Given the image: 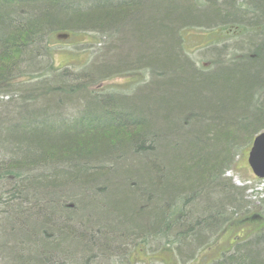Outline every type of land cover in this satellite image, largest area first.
Wrapping results in <instances>:
<instances>
[{
    "label": "trees",
    "instance_id": "trees-1",
    "mask_svg": "<svg viewBox=\"0 0 264 264\" xmlns=\"http://www.w3.org/2000/svg\"><path fill=\"white\" fill-rule=\"evenodd\" d=\"M138 1L0 0V88L15 85L49 51L54 32L62 39L107 36L104 58L115 52L82 75L54 74L50 65L44 76H28L41 85L26 90L14 109L28 118L0 120V181L7 185L0 237L11 250L29 248L28 255L1 257L2 264H86V255L101 252L112 262L149 252L154 241L167 243L172 255L176 244L200 251L231 228L262 221L264 212L246 211L245 190L226 173L264 132V3L248 15L208 0ZM230 15L252 26L230 34L238 39L263 28L241 48L249 54L222 63L219 53L211 69L197 66L182 33L226 28L229 23L194 20ZM126 33L130 39L122 38ZM132 41L140 45L136 53ZM125 44L126 53L116 55ZM126 63L136 67L120 71ZM108 69L113 73L105 76ZM139 73L150 80L134 88L147 89L137 104L126 105L121 99L131 95L101 85ZM78 99H90L91 107ZM37 101L41 106L32 108ZM69 109L80 112L72 121L59 119ZM251 229L232 243L229 256L211 264H264V226ZM120 242L129 244L122 249Z\"/></svg>",
    "mask_w": 264,
    "mask_h": 264
},
{
    "label": "rangeland",
    "instance_id": "rangeland-1",
    "mask_svg": "<svg viewBox=\"0 0 264 264\" xmlns=\"http://www.w3.org/2000/svg\"><path fill=\"white\" fill-rule=\"evenodd\" d=\"M77 2V1H76ZM138 3H142L141 0L138 1ZM148 3L145 1L143 4ZM247 9L246 11L253 12L254 8H244ZM207 16L211 15L210 11H207ZM220 20L214 21V18L211 16L209 18L205 17H198L195 18V22H199L203 25H219L223 27L224 24L221 22L229 23V26L226 28H216L212 31H197V30H189L182 33V37L185 38V46L187 55L192 58L197 66L204 67L205 69H211L213 67L212 64H214L213 57L218 56L219 53H223L220 55L221 62L224 63L230 59V57H233L235 55H244L249 54L248 51H245L244 49H241L242 47L248 48V41L246 40L249 38V35H244L243 37L236 38V36H232L230 34L236 33L241 31V28H246L245 26H248V23L239 22L240 17L238 16H232L230 15L227 19L221 20V16L219 17ZM218 18V19H219ZM234 21H237L240 23V27L238 25L230 26V24H234ZM213 28V27H212ZM179 31V32H180ZM127 34V33H126ZM226 34V35H224ZM50 42L49 45L50 49L45 53V55H37L35 65H27L26 69H23L22 71V77L18 79L17 83L10 87H1L0 88V120L3 122L8 120L12 121L11 118H14L16 115L19 116V118H28L26 114H14V109H16L18 105H16L18 102L19 97L24 95L26 93V90L33 89L35 87H38L39 84L38 80H31L28 76H37L41 75L44 76L46 73V68L48 66L52 65L56 72L54 74L62 73L63 71H70L75 75H82L83 72H88L93 66V62L101 63V61L104 62V59H113L115 57V52L113 51L109 53V56L107 58H104L103 53L107 51V48L110 46L109 38L106 36H99L95 33H77L74 35H71L67 38H61L60 32H54L49 35ZM130 39V36L124 35L122 38ZM243 44V45H242ZM46 45V43H44ZM130 45L125 44L120 48L118 52H116V55L118 53L124 54L126 53V50L129 49ZM139 43L136 41L131 42V48L133 50V53H136L135 48H137ZM210 49H217L214 51H210ZM227 52H225V51ZM259 52H261V47H259ZM257 52V51H256ZM28 67V69H27ZM136 67V63H133L130 65V63H126L125 67L121 66L120 71H126L130 68ZM117 70V69H116ZM107 74L104 73L105 76L110 75L113 73L112 69H108ZM119 71V70H117ZM129 71V70H128ZM32 73V74H30ZM30 74V75H26ZM127 76V75H126ZM124 77L122 75L115 76L114 78L106 81L105 83H102L104 90L108 91H114L117 90L122 95H131L130 98L126 99V101H123V98L121 99V102H125L126 105H133L138 103L137 98L142 95H147V89L141 88L139 91H135L134 88L138 89L142 86L147 85L150 80V76L145 75L144 73H139L137 76L130 77ZM48 78H52L53 74L49 73V75L45 76ZM137 77V85H134L132 83L135 81V78ZM159 77V76H158ZM81 80H85L83 77H80ZM70 81H74L76 78L71 76ZM44 87V86H41ZM46 87V86H45ZM39 88V87H38ZM149 89V87H147ZM149 93V92H148ZM261 98L260 101H264V97H262V94L264 96V89L260 90ZM157 94V93H156ZM158 95V94H157ZM262 99V100H261ZM88 101L82 102L80 99L75 100L78 101L81 104H86L88 107H91V103L89 102L90 99H87ZM137 100V101H135ZM148 100V97L145 98V101ZM144 101V102H145ZM40 107L41 103L40 101H37V103H34L32 105L33 107ZM80 111L78 109H69L67 111V114L59 119H65L68 121H72L73 118L77 116V114ZM58 119V121H60ZM6 122V125L9 124ZM15 122V121H13ZM60 125H63L60 123ZM64 126V125H63ZM86 127V126H84ZM7 130V129H6ZM5 130L1 129L2 137L5 135L3 133ZM79 131V130H77ZM6 132V131H5ZM248 153H246L241 159L238 165L232 169L229 170L226 173V177L230 178L232 180V183L239 187L243 188L245 190V201L248 202L249 207L246 208V211L248 209L256 210L257 212H264V180H259L256 178L251 171L248 162H247ZM5 187H7L5 181H0V200L4 199L2 196L3 191L5 190ZM5 213L4 210L0 208V218L4 217ZM262 221L259 223L251 224L249 226H242L239 228H231L230 229V235L227 233L229 230L222 233L218 240L216 238V242L213 244H210L208 247H204L202 250L199 251V249L202 246L196 245L195 247H187L183 246L180 247L177 244L172 246L174 247L173 255L170 250H167L169 246H167V243L165 242H158L154 241L153 247L149 248V252H140L135 254L134 252H130L129 256H125L123 254L120 255L119 258H116L112 262H107V253L101 252L97 253L98 255L96 258L91 259L93 257L92 255H86V264H134L135 261L140 260L137 264H211L214 261H221L224 257L229 256L231 251V247L233 246L232 243L235 240H240V238H246L250 233L255 229H251L252 227H263L264 226V214L262 216ZM2 223V222H1ZM2 230V229H1ZM2 238L0 237V245H3L0 247V264H2L1 257L4 256H12V255H19L20 253L23 255H28V246L27 243H24L25 245L22 248H19L18 250H11L10 245H5L4 242H2ZM121 241V240H120ZM78 244V242H75ZM128 242H120L118 243V247H123L128 245ZM203 245V244H202ZM116 247V245H114ZM153 249V250H152ZM72 250V249H71ZM74 251H71V254L73 255ZM53 259V258H52ZM98 259V260H96ZM96 260V261H94ZM94 261V263H92ZM71 264V262H69ZM75 264V263H74Z\"/></svg>",
    "mask_w": 264,
    "mask_h": 264
},
{
    "label": "water",
    "instance_id": "water-1",
    "mask_svg": "<svg viewBox=\"0 0 264 264\" xmlns=\"http://www.w3.org/2000/svg\"><path fill=\"white\" fill-rule=\"evenodd\" d=\"M248 164L254 175L264 180V132L254 139L248 156Z\"/></svg>",
    "mask_w": 264,
    "mask_h": 264
},
{
    "label": "flooded vegetation",
    "instance_id": "flooded-vegetation-1",
    "mask_svg": "<svg viewBox=\"0 0 264 264\" xmlns=\"http://www.w3.org/2000/svg\"><path fill=\"white\" fill-rule=\"evenodd\" d=\"M207 5L214 4L217 7H222L224 9L229 8L234 9V8H254L255 6H258L260 4L264 3V0H208L205 1ZM248 15H254V12L247 11ZM248 26L251 28V24L248 23ZM261 29V32L258 31ZM262 27H256L254 30H249L248 32H245L244 35H249V37L254 36V35H259L262 33ZM140 260H137L134 262V264H137Z\"/></svg>",
    "mask_w": 264,
    "mask_h": 264
}]
</instances>
